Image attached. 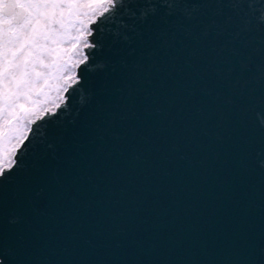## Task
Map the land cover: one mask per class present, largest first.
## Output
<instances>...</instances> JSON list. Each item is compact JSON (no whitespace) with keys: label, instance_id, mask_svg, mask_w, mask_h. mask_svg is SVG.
Masks as SVG:
<instances>
[{"label":"snow or ice","instance_id":"6c2138e0","mask_svg":"<svg viewBox=\"0 0 264 264\" xmlns=\"http://www.w3.org/2000/svg\"><path fill=\"white\" fill-rule=\"evenodd\" d=\"M0 264H264V0H0Z\"/></svg>","mask_w":264,"mask_h":264}]
</instances>
